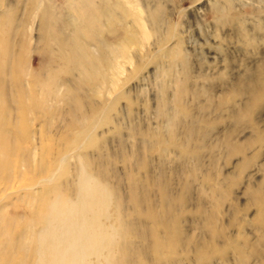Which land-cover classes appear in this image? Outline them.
I'll return each instance as SVG.
<instances>
[{"label": "rangeland", "instance_id": "rangeland-1", "mask_svg": "<svg viewBox=\"0 0 264 264\" xmlns=\"http://www.w3.org/2000/svg\"><path fill=\"white\" fill-rule=\"evenodd\" d=\"M29 1L0 0V64L6 76L16 66L2 55L7 36L13 55L27 45L20 62L26 82L40 51ZM107 1L95 40L104 42L113 69L102 56L84 75L60 66L56 96L44 97L40 108L22 110L12 90L1 100L8 115L0 106L7 135L0 226L14 238L52 190L98 171L110 191L101 222L123 213L165 244L156 254H136L137 264H264V94L233 119L250 99L248 88L239 89L258 77L264 82V0ZM145 179L167 228L130 200L131 183L139 195ZM123 234L114 237L140 246L137 232ZM7 243L0 233V264L15 262Z\"/></svg>", "mask_w": 264, "mask_h": 264}, {"label": "bare ground", "instance_id": "bare-ground-1", "mask_svg": "<svg viewBox=\"0 0 264 264\" xmlns=\"http://www.w3.org/2000/svg\"><path fill=\"white\" fill-rule=\"evenodd\" d=\"M108 7L107 0H62L59 4L52 0H46L44 4L41 0H30L27 18L31 22L35 19L38 21L37 44L40 51L37 55V67L30 73V77H27L30 80L26 82L24 75L27 73L20 62L23 60L22 53L27 52V45L21 43L18 51L21 53L13 55L12 45L7 36L5 41L9 48L2 55L6 61L16 62V66L12 64L13 70L6 76L7 70L0 64V103L6 99L7 91L12 90L13 98L18 99L22 110H27L28 106L40 108L44 97L56 96L52 88L57 81L60 66L67 68V72L71 74L84 75L92 68H98L95 61L97 56H102L103 63L105 62L109 69H113L115 65L112 59L107 58L108 55L103 57L104 42L95 40L102 27L101 19L106 15ZM86 41L87 43L94 41V44L89 46ZM263 83L258 77L253 85H245L239 89L241 93L248 88L250 99L234 112L235 121L243 119L246 109L264 94ZM183 91V87L179 86L176 98H180ZM38 92L42 93L40 99L37 97ZM0 106L2 116H7L6 106L1 104ZM70 114L71 122L78 123L75 118L76 111H70ZM1 119L0 127L4 124ZM6 140V133L0 132V154L5 150ZM78 177V183L68 182L64 188H55L41 199L40 204L29 211L26 219L22 220L14 238H10L13 233L9 229L4 231L0 226L1 235L8 240L6 247L9 249V255L15 259L14 264H137L136 254L148 255L150 251L156 254L165 247L153 231L150 235L144 231L143 222L126 221L123 213H117L112 224H103L100 215L107 209L109 203L107 195H110L107 186L102 183L104 174L98 171L92 175L80 172ZM142 186L144 192L140 191L139 196L137 184L131 183V202L135 208L137 205L145 207L143 215L146 219L166 227L163 214H156L149 202L147 193L150 190V181L145 179ZM112 196L117 206H120L122 200L115 192ZM123 232L130 234L137 232L140 246L135 247L133 240L114 237L119 233L124 235Z\"/></svg>", "mask_w": 264, "mask_h": 264}]
</instances>
